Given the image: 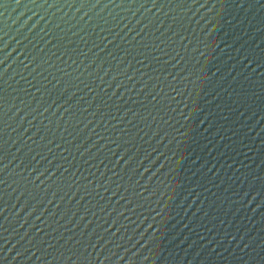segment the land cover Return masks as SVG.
<instances>
[{
  "label": "water",
  "instance_id": "1",
  "mask_svg": "<svg viewBox=\"0 0 264 264\" xmlns=\"http://www.w3.org/2000/svg\"><path fill=\"white\" fill-rule=\"evenodd\" d=\"M264 213V0H0V264H173Z\"/></svg>",
  "mask_w": 264,
  "mask_h": 264
}]
</instances>
